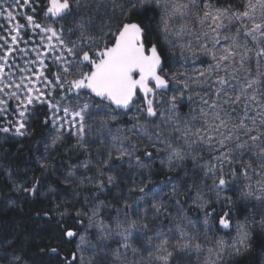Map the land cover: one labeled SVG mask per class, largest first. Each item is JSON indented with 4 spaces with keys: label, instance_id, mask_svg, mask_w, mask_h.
I'll list each match as a JSON object with an SVG mask.
<instances>
[{
    "label": "snow or ice",
    "instance_id": "1",
    "mask_svg": "<svg viewBox=\"0 0 264 264\" xmlns=\"http://www.w3.org/2000/svg\"><path fill=\"white\" fill-rule=\"evenodd\" d=\"M0 264H264V0H0Z\"/></svg>",
    "mask_w": 264,
    "mask_h": 264
}]
</instances>
